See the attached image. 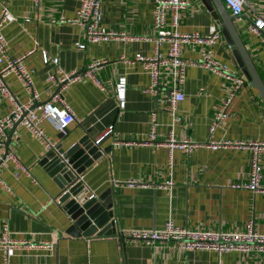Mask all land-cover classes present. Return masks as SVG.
Listing matches in <instances>:
<instances>
[{"label": "crops", "instance_id": "crops-1", "mask_svg": "<svg viewBox=\"0 0 264 264\" xmlns=\"http://www.w3.org/2000/svg\"><path fill=\"white\" fill-rule=\"evenodd\" d=\"M184 1L186 6L177 13L175 31L201 37L217 34V38L212 45L184 44L181 59L196 62L199 53L206 51L210 60L224 65L242 80L219 121H215V114L233 86L221 73L194 65L185 68L180 89L183 100L175 108L179 118L176 123L163 110L170 90L169 75L159 76L155 95L143 93L149 78L133 57L152 53L153 45L145 38L155 35L153 0H103L101 26L122 32L126 38L96 42L83 50L75 47L83 41L80 28L50 23L60 17L72 19L77 0H40L37 8L31 0H0V8L5 6L16 20L1 32L6 41V55L24 56L23 64L32 71L33 87L41 102L54 89L45 82L52 66L42 64L41 52L48 58H56L63 73L80 72L88 62H101L94 76L102 90L84 79L63 93L74 121L67 127L68 142H63L62 148L87 130L93 140L108 134L100 146V149L108 147V153L84 170L82 184L87 189L86 195L92 193L96 198L111 189L114 223V233L110 235L89 238L66 235L70 223L55 201L60 191L39 164L45 150L23 128H15L7 132L6 144L28 176L11 164L1 168L0 178L9 192L0 189V234L6 225L12 239L29 245L13 250L6 264H264L263 255L187 252L168 242L145 246L141 242H124L120 236L126 229L158 230L168 218L190 230L217 232H241L250 222L254 232L264 234V195L231 188L246 180L250 156L248 149L233 144L264 142V105L257 91L248 86L230 41L221 31L215 9L208 10L202 0ZM243 1V11L233 21L264 85V45L260 42L264 27L258 35L246 30L256 19L264 22V0ZM225 12L229 15L226 9ZM24 19L28 22L24 23ZM165 49L163 44L160 51ZM122 76L126 89L123 107L119 108L114 85ZM4 82L17 101H28L12 74L6 75ZM9 109V101L0 94V117ZM151 113L155 114V141L161 143L159 146L144 144ZM41 126L56 144L59 133L47 122ZM169 136L175 143L205 144L210 138L229 145L215 150L198 146L186 153L169 146ZM260 168V183L264 185V150ZM126 182L132 186L125 185ZM167 182H171L169 187ZM0 264H5L1 251Z\"/></svg>", "mask_w": 264, "mask_h": 264}, {"label": "built area", "instance_id": "built-area-1", "mask_svg": "<svg viewBox=\"0 0 264 264\" xmlns=\"http://www.w3.org/2000/svg\"><path fill=\"white\" fill-rule=\"evenodd\" d=\"M103 0H77L78 6L72 19L66 20L62 17L51 20L52 24L68 23L82 30L83 41L75 44L78 50H83L87 45L100 41L123 40L126 38L122 32L107 30L101 26V5ZM225 9L234 20H237L243 11V0H220ZM32 6L37 8L40 0H31ZM186 6L184 0H153L151 16L155 35L151 38H145L153 45L152 53L148 56L135 54L134 62L138 63L143 72L149 78V83L142 91L145 94L155 95L158 87V80L161 74H167L170 78V90L167 98V105L163 108L167 112L173 123L179 121L176 116V104L183 100L181 86L184 81L185 68L194 65L210 72L221 73L225 79L231 80L233 86L222 100L220 109L215 114V121L224 117V109L228 107L231 99L242 85V80L234 77L233 72L224 65H219L210 60L206 51L199 53L198 61L186 62L180 57V50L184 44H196L200 46L212 45L217 38V34L212 36H198L197 34H181L175 31L179 10ZM15 18L5 6L0 8V94L10 103L8 113L0 117V172L5 164H11L18 167L23 174L28 176V171L22 168L17 158L6 144L7 132L15 128H23L31 137L37 141L43 150H48L54 146V143L45 134L41 124L47 122L55 132L66 134L67 127L74 121V116L67 107L63 93L72 84L78 83L84 79L91 80L92 83L102 90V86L94 76V72L100 67L101 62L91 61L84 65L80 72L63 73L57 67L56 58H48L45 52H41V62L43 65L52 66L50 73L45 77V82L54 87L49 98L41 102L39 94L33 87L32 71L23 64L24 56L10 58L6 55V41L2 35V29L15 22ZM24 23L28 19L23 20ZM264 27L261 19H256L253 24L248 25V32L258 35L259 30ZM260 42L264 45V38L260 37ZM165 45L164 52L160 51L162 45ZM126 64H131L124 61ZM164 68H168L165 71ZM12 74L16 81L28 97L25 103L17 101L10 93L4 82L6 75ZM126 89L124 76L118 78L114 85V94L119 108L123 107ZM155 114H150V129L147 134V141L144 144H154L159 146L161 143L155 141ZM213 130V125L210 131ZM109 131V130H108ZM169 136L167 144L178 148L183 152H190L198 146H206L212 150L228 146L226 142H215L209 138L205 144H196L190 141L175 143ZM237 148H246L250 151L248 161L247 178L244 182L231 185L232 189L247 190L252 193L264 195V185L260 183L261 168L260 162L264 150V142L248 141L237 142L233 144ZM80 175L78 181L82 183ZM127 186H132L126 182ZM167 182L166 186H170ZM0 189L9 192L0 178ZM94 197V194L87 196V199ZM58 204V198L55 200ZM124 242H141L145 246H152L160 243H172L176 248L192 251H212L217 255L225 253L257 254L264 256V234L256 233L252 230L251 223L247 222L241 232H217V231H198L190 230L174 224L173 220L168 218L162 228L158 230L147 229H126L120 232ZM24 241H15L10 237V232L6 225L2 227L0 234V251L2 261L6 264L10 253L22 246H27Z\"/></svg>", "mask_w": 264, "mask_h": 264}, {"label": "water", "instance_id": "water-1", "mask_svg": "<svg viewBox=\"0 0 264 264\" xmlns=\"http://www.w3.org/2000/svg\"><path fill=\"white\" fill-rule=\"evenodd\" d=\"M202 2L208 10L215 9L220 19L221 31L230 41L248 86L257 91L264 105V85L239 38L238 25L233 21L234 18L225 12V7L220 0H202ZM90 132V130L85 131L80 138L67 145L65 149L62 148V143L68 142L67 136L59 134L58 142L52 148L45 150L39 160L47 177L60 191L58 204L70 223L65 230V234L70 237L89 238L93 235L102 236L114 233L110 211L111 189L105 190L97 198L87 199V189L78 181L86 168L109 151L108 147L100 149L101 144L108 138V134L93 140Z\"/></svg>", "mask_w": 264, "mask_h": 264}]
</instances>
